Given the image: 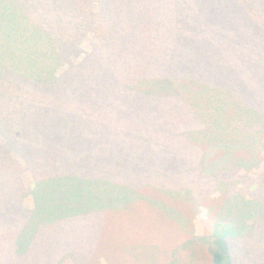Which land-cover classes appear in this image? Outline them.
Masks as SVG:
<instances>
[{
  "label": "trees",
  "instance_id": "obj_1",
  "mask_svg": "<svg viewBox=\"0 0 264 264\" xmlns=\"http://www.w3.org/2000/svg\"><path fill=\"white\" fill-rule=\"evenodd\" d=\"M202 1L208 6L207 9L204 7L205 14H212L213 10H218L225 3L229 11L238 17L237 21L243 28L261 27L264 30V17L258 15L260 10L253 4L254 0H187V3L196 11L203 8ZM15 2L21 14L16 30H23L30 22L33 31H0V45L9 47L12 43L17 57L11 61L8 51L0 53V96H16L29 88L38 100L31 98L25 101L21 97L25 110L26 106H34L31 108H34L32 114L27 110L19 117L21 122H16L11 117L1 118L3 120L0 122V133L2 131L3 135H8L7 139L0 136V264H67L68 261L72 263L71 260L77 261V252L88 255L90 248L99 251L96 243L98 232L102 230L99 227V215L110 212V209L122 210L125 206L121 204L127 201L123 197L106 200L97 187H108L107 185L192 187L193 194L199 201L212 189L223 187L224 191L221 193L225 195V203L222 216L217 220L219 224H216L209 239L195 240L207 245L209 264H234L235 261L245 259L244 256L248 253L251 257L253 254V261H256L254 258L258 260L259 255L254 254L259 250L260 244L257 243L263 240L264 234V188L260 178L256 181L246 178L242 188L236 187L238 181H243L239 172L251 169L258 162L252 155L249 159L239 156L241 152H247L250 156L253 148L260 146L259 141L253 138V133L264 131V118L254 122L243 115L245 109L253 106L241 103L245 108L242 107L241 124H229L226 132L214 139L215 129L210 130L212 119L204 116L199 106L195 105L194 111H189L184 106L187 102L183 97L197 87L198 80L192 78V75H175L171 69L156 67V60L144 55L149 73L141 74L143 70L141 57H136L137 47L141 41H147V38H143L140 31H119L123 29L118 23L120 19L114 18L115 16L110 18L105 12V23H111V31H89L88 27L85 31L81 25L65 28L59 22L61 19L57 20L48 6L38 3L26 5L23 0ZM92 2L91 0L88 4V12L81 11L85 16L92 15L90 20L94 19L95 14ZM95 2L98 8L107 6L102 0ZM68 16V13H64L60 18ZM79 19L84 20L85 17L79 16ZM179 20L182 22L178 26L180 31H194L196 24L204 22L203 18L194 16L190 29L185 16ZM204 33L205 31H201L194 35L201 36ZM253 34L264 40V31H253ZM21 55L26 60V68L16 62ZM108 70H111L110 78L103 75ZM94 71L99 74L101 84L96 85L93 94L84 97L80 92L90 82ZM76 79L83 80L73 84ZM5 87L9 90L6 91ZM70 87L72 90L67 91ZM143 87L147 90L148 98L155 97L158 91H167L174 96L171 102L164 101L166 98L156 97L161 99L165 107L163 110L168 112L158 116L167 129L155 132L151 126L143 133L135 124L129 130L130 136L141 134L137 141H130L132 149H128L129 154L135 156L137 151L141 154L152 152L155 154L152 156L154 162L152 159H144L145 162L141 163L132 161L135 168L124 178L121 177L125 176L123 171L106 174L100 170H94L96 173L86 170L85 173H80L70 164L72 162L67 164L68 169L61 164L62 160L71 158L70 154L75 149L66 133L61 134L56 126L57 119L60 118L59 111L73 115L76 122H79L84 119L91 98L98 101V106L111 105L118 108L122 103L129 105L144 97L141 93ZM78 97L81 99L78 100ZM66 98H75L76 100H71L76 102L67 103ZM227 106L230 104L224 107L214 105V113L220 115ZM184 108L190 112L189 119H186L188 114ZM92 110L94 111L93 108ZM123 110L127 111L126 108ZM97 113L104 115L103 108L99 107ZM91 120H94L93 114ZM34 121L54 126L49 130L55 136L54 143L32 141L28 135L24 138L20 134L23 130L13 127L20 124L30 126L35 124ZM26 132L32 135L29 130ZM231 133L235 137L226 138ZM214 154H221L220 158L215 159L212 156ZM44 155L47 156L50 167L47 171H44L43 161L40 159ZM212 158L214 161L211 162ZM100 165L96 164L94 167ZM135 192L137 193L136 190ZM127 195L130 197L131 192ZM28 197L30 205L26 203ZM154 203L164 205L160 200ZM220 223L224 227L218 229ZM252 223L258 225L255 237L259 241L253 250L248 242L251 239L244 241L238 238L246 236V230L253 227ZM85 234L90 239L89 244L73 240L74 236ZM228 236L234 239L228 241ZM194 242H176L171 254L172 260L168 264H183L182 259L185 264H191L194 252L192 254L190 250ZM154 247L158 249L161 246L157 244ZM164 253L163 261L167 263L166 249ZM194 257H197V253ZM97 264L104 262L100 259Z\"/></svg>",
  "mask_w": 264,
  "mask_h": 264
},
{
  "label": "rangeland",
  "instance_id": "obj_2",
  "mask_svg": "<svg viewBox=\"0 0 264 264\" xmlns=\"http://www.w3.org/2000/svg\"><path fill=\"white\" fill-rule=\"evenodd\" d=\"M92 1L94 4L93 13H95L92 21L90 20L92 15L85 16L81 12L87 11L91 0H23V3L26 5L38 3L48 6L57 20L61 19L59 22L65 28L71 25H81L86 29L85 31H87V27L89 31H111V23H105V12L110 18L115 16L114 18L120 19L118 23L123 29L119 31H140L141 36L147 38V41H141L137 47L136 57H141L143 70L141 74L149 73L145 66L144 56H146L156 60V67L162 66L163 69H171L175 75H192V78L198 80L197 87L183 97L187 102V105L184 106L189 111H194L195 105L199 106L202 114L212 119L210 130L215 129L214 139L222 135L229 124L240 125L243 115L248 116L254 122H259L264 118V40L259 38V35L253 34V31H264L263 28H243L237 21L238 17L229 11L225 3L226 6L223 4L218 10H213L212 14H205L204 7L206 6L207 9L208 6L204 1L201 2L203 8H198L196 11L189 7L190 3H187V0H114V2L102 0L107 4L105 8H98L95 0ZM253 4L259 7L258 15L264 17V0H254ZM84 6L85 9H83ZM64 13H68L70 16L60 18ZM79 16H84L85 19L81 20ZM183 16L186 17L190 29L193 26L192 18L194 16L203 18L204 22L196 24L194 31H180L178 26L182 22L179 18ZM18 21H21V14L15 0H0V31H33L30 22L23 30H16ZM201 31H205L204 35H194ZM10 45L9 47L0 45V53L8 51L10 60L14 61L17 57L13 44L10 43ZM22 56H19L20 60L17 59L16 62L26 68V60ZM152 70L154 73L153 68ZM110 72L111 70H108L106 74H102L110 78ZM112 72L114 71L112 70ZM98 75L97 71H94L92 79L80 92L82 96L87 97L95 92L96 85L101 81ZM83 79H76L73 84L79 83ZM73 84L71 85L73 86ZM5 90L9 89L5 87ZM71 90V87L67 89V91ZM141 91L144 97L140 99L138 96L140 99L138 102H131L129 105L122 103L118 108H113L111 105L98 106V101L91 98L92 101L89 105L91 110L86 108V115L79 122H76L73 115L63 114L59 111L60 118L57 119L56 126L61 134L66 133V137L75 149L70 154L71 158L62 160L61 164L67 168V164L72 162L70 164L80 173H85L86 170L89 173L91 171L96 173L95 171L99 172L100 170L106 174L124 172L125 176H121L124 178L135 168L132 161L137 160L141 163L145 162L144 159H152V156L155 155L152 152L141 154L137 151L135 156L129 154L128 149H132L130 141H137V137L141 135L138 133V135L130 136L129 130L135 124L137 128L140 127L139 130L143 133L151 126L154 127L155 132L167 129L165 123L158 116L168 112L163 110L165 107L161 103V99L156 97L166 98L167 100L164 101L171 102L174 96H171L167 91H158L155 97L148 98L146 88L143 87ZM23 92L16 96H0V122L7 117L21 122L19 117L27 110L30 115L32 114L34 108H31L34 106H26L27 110H25L23 99L25 101L31 98L38 100V97L32 95L29 88L24 89ZM71 99L76 100L75 98ZM71 99L66 98V102H76ZM80 99L78 97V100ZM241 103H249L253 108L247 110ZM226 104H230V106L225 107L220 115L214 113V105L224 107ZM55 106L57 107V100H55ZM99 107L103 108L104 115L97 113ZM242 107L245 109L243 115ZM124 108L127 111H124ZM70 109L72 111V107ZM187 110L185 109L188 114L186 119H189L190 112ZM185 111L184 114H186ZM92 114L94 120H91ZM183 115H181L182 118ZM34 123H31L30 126L20 124L13 127L19 128L20 131L23 130L20 134L24 138L28 135L32 141L43 144L49 141L54 143L55 136L49 132L50 127L54 126L42 123V121H34ZM26 130H29L32 135L27 134ZM231 134L226 138L235 137L234 133ZM253 134V138L259 141L260 146L253 148L250 156L247 152H241L239 156L249 159L252 155L258 162L251 169H243L239 172V176L243 177V181H238L236 186L239 189L245 185L246 178L254 181L260 178L264 188V131ZM0 136H4L5 139L8 137L7 134L3 135L2 131ZM220 155L212 156L218 159ZM40 159L43 161L44 171L49 170L47 156L44 155ZM152 160L154 162V159ZM210 161H214L213 158ZM96 164L101 165L94 167ZM110 183L112 184V182ZM251 185L253 187V183ZM107 186L97 188L104 194L106 200L123 197L127 201L121 206L125 207L122 210L110 209V212L99 215V227L101 226L102 229L96 238L99 251L96 248H90L88 255L77 252L78 262L71 260L72 263L68 261L67 264H97L100 259L104 264H168L172 260L171 254L176 247L174 244L176 242L178 244L181 240L189 241V244H191L190 241H195L190 250L192 254L194 252L191 264H209L206 254L207 245L204 246L203 242L195 239H209L216 224H219L217 220L222 216L225 203V195L221 193L224 191L223 187L212 189L210 193L204 195L201 194L203 198L199 201L193 194L192 187ZM129 191L131 192L130 197L127 195ZM158 200L162 201L164 205H156L154 202ZM26 203L31 204L29 197L26 199ZM221 226L224 227V224L220 223L218 229ZM251 226L253 227L246 230V236L238 238L244 239V241L251 239L248 242L252 245V250L253 247L260 244L259 250L254 254L259 255L260 260L254 258L256 261H253V254L251 257L248 253L247 256H244L245 259L241 262L235 261L234 264H264V234H262L263 240L257 241L255 235L258 233V225L252 223ZM231 239L234 238L228 236L226 240ZM73 240L79 243L81 240L84 244L90 243L87 234L76 235ZM157 244L161 246L158 249L154 247ZM165 249L168 257L167 263L163 261ZM195 253H197V257H194ZM181 262L185 264L183 259Z\"/></svg>",
  "mask_w": 264,
  "mask_h": 264
}]
</instances>
